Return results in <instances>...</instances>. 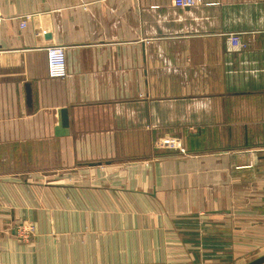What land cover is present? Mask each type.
I'll list each match as a JSON object with an SVG mask.
<instances>
[{
	"label": "crops",
	"instance_id": "crops-1",
	"mask_svg": "<svg viewBox=\"0 0 264 264\" xmlns=\"http://www.w3.org/2000/svg\"><path fill=\"white\" fill-rule=\"evenodd\" d=\"M0 8V264L264 251V0ZM49 46L65 48L67 78L49 77ZM166 137L185 150H158Z\"/></svg>",
	"mask_w": 264,
	"mask_h": 264
},
{
	"label": "built area",
	"instance_id": "built-area-1",
	"mask_svg": "<svg viewBox=\"0 0 264 264\" xmlns=\"http://www.w3.org/2000/svg\"><path fill=\"white\" fill-rule=\"evenodd\" d=\"M198 0H173L176 7H192L197 5ZM4 21V14L0 8V25ZM229 45L232 50L239 51L243 49L244 45L237 34L229 36ZM48 74L52 79H65L68 77L67 56L63 46H49L46 49ZM170 148L182 149L179 140H166L164 142Z\"/></svg>",
	"mask_w": 264,
	"mask_h": 264
},
{
	"label": "rangeland",
	"instance_id": "rangeland-1",
	"mask_svg": "<svg viewBox=\"0 0 264 264\" xmlns=\"http://www.w3.org/2000/svg\"><path fill=\"white\" fill-rule=\"evenodd\" d=\"M166 140H179L177 138H169V137H166V138H162L161 141L157 142V146L156 148L158 150H162L163 148L166 149V150H177V151H184L185 148L181 142V145H182V149H179V148H170L168 147V144H165L164 142ZM33 225L32 224H28V223H20L16 226L15 228V232H16V235L18 237V239H21V240H25L27 241L28 239H30V237H32L33 235ZM264 255V251L262 252H259V253H253L250 257H247V258H240V256H237L236 260L235 261H232L231 259L230 260H223L221 262V264H247L261 256Z\"/></svg>",
	"mask_w": 264,
	"mask_h": 264
},
{
	"label": "water",
	"instance_id": "water-1",
	"mask_svg": "<svg viewBox=\"0 0 264 264\" xmlns=\"http://www.w3.org/2000/svg\"><path fill=\"white\" fill-rule=\"evenodd\" d=\"M68 127H69L68 111L64 109L61 111V128L66 129ZM247 264H264V255Z\"/></svg>",
	"mask_w": 264,
	"mask_h": 264
}]
</instances>
